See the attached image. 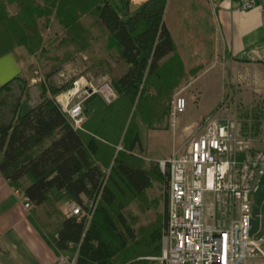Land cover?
<instances>
[{"label": "trees", "instance_id": "1", "mask_svg": "<svg viewBox=\"0 0 264 264\" xmlns=\"http://www.w3.org/2000/svg\"><path fill=\"white\" fill-rule=\"evenodd\" d=\"M113 1L0 0V55L20 45L35 53L42 42L40 19L55 16L74 57L97 38L94 25L83 22L90 15L109 55L116 51L117 61L128 65L123 75L112 77L116 98L88 118L83 129L75 128L56 99L69 83L42 84L35 105L29 104L27 87L25 101L17 97L7 110L10 119L4 118L5 94L15 82L23 90L26 82L15 77L0 88V170L11 186L38 208L67 200L88 209L86 201L98 200L91 221L64 215L50 228L38 214L30 216L58 255L77 253L75 264H148L147 257L162 254L168 195L164 215L139 229L125 212L131 203L143 206L151 184L139 155L145 147L142 127L167 129L177 88L201 69L185 67L165 22L168 0H146L134 10L132 1L124 0V12ZM15 3L18 12L10 14L7 7ZM104 64L114 71L108 60L99 66Z\"/></svg>", "mask_w": 264, "mask_h": 264}, {"label": "built area", "instance_id": "2", "mask_svg": "<svg viewBox=\"0 0 264 264\" xmlns=\"http://www.w3.org/2000/svg\"><path fill=\"white\" fill-rule=\"evenodd\" d=\"M240 2L247 11L260 8L259 0ZM261 8L264 10V0ZM89 76L72 80L71 72L60 73V82L72 77V85L56 99L77 129L84 128L87 100L97 93L110 100L115 97L110 84L95 85ZM227 96L202 119L197 131L161 161L169 194L158 257L162 264H264L263 213L259 230L250 233L254 200L264 173V150ZM186 108V97L178 95L172 111L174 124ZM22 201L28 209L36 208L25 195ZM97 203L86 201V209L71 201L68 216L91 221Z\"/></svg>", "mask_w": 264, "mask_h": 264}, {"label": "crops", "instance_id": "3", "mask_svg": "<svg viewBox=\"0 0 264 264\" xmlns=\"http://www.w3.org/2000/svg\"><path fill=\"white\" fill-rule=\"evenodd\" d=\"M144 1L146 0H132L131 6L136 8ZM259 5L260 8L247 11L242 9L240 0H168L165 22L173 35L185 67L189 70L201 66L189 84L197 92V96L190 92L192 100L196 97L198 100L201 99L207 83L206 77L212 71L218 70L221 75L222 88L218 102L202 117L213 111L226 97L231 84H235L237 88H249L256 94H264L262 0H259ZM86 51H88L85 55L86 60L90 57L96 60L95 63L98 65L108 60L114 68V75L117 73V64L121 63L125 67L123 72L117 74L118 76L123 75L128 69L126 63L109 59V50L100 38H96L80 53L85 54ZM27 54L32 57L27 47L20 45L0 55V88L15 77L28 80L30 88L35 86L37 79L29 76L28 64L31 61L27 59ZM216 59H219V64L216 63ZM72 72L76 74L75 69ZM109 73L106 75H110ZM115 98L116 92L112 100ZM40 100V95L39 97L30 95L29 104L35 105ZM110 101L101 94L92 102H86L84 108L86 120ZM176 122L171 123V126L175 127ZM198 124L199 122L186 125L183 131L187 133ZM164 130L166 129H152L148 136H154L156 140L157 133ZM23 195V190L12 187L0 170V264L75 263L77 253L67 255L71 252H65L58 255L37 230L30 219L32 211L22 201Z\"/></svg>", "mask_w": 264, "mask_h": 264}, {"label": "rangeland", "instance_id": "4", "mask_svg": "<svg viewBox=\"0 0 264 264\" xmlns=\"http://www.w3.org/2000/svg\"><path fill=\"white\" fill-rule=\"evenodd\" d=\"M113 2L121 12L125 11L123 3L124 0H114ZM7 8L10 14H16L18 12V6L16 3L9 4ZM132 9L134 10L135 8L132 7ZM95 20V17L90 15L83 18L84 23L94 25L93 31L97 38H100L102 31L99 25L95 23ZM39 24L42 34L41 47L37 49L35 53H31L32 57L30 54L26 55L27 59L31 61L28 64V71L30 73L29 76L36 78L37 82L35 83V86L30 88L28 86L29 81L24 79L26 86L23 90H20L19 82H15L12 85L11 92L9 94H5L9 99L8 105L6 103L4 107L5 119H10L11 115H7V110L9 111L14 107L17 97H19L22 103L25 101V90L27 87L30 91V95L39 97L42 84L49 86L52 82L58 86H62L66 83L72 85L71 78L73 77V80L81 75H90L93 79H95V85L103 86L110 84L113 87L111 78L113 76H118L117 74L123 72L125 68L121 65L120 61H117L119 57L116 51H113L110 55H108L109 59H113V61L120 63L116 66V75H114L113 72H108L107 65L104 64L99 66L95 63L96 60H93L90 57L86 60L85 55L88 54V51H86L85 54L76 53L74 54V57H70L74 53V48L73 46H68L64 43V39H66V31L63 29L56 17L52 16L49 20L42 17ZM97 44L101 46L100 43ZM219 62V59H216V63L219 64ZM73 69H75L76 74L72 72ZM64 71L71 72L72 77L68 80L69 82L61 83L60 73ZM106 73H109L110 75H106ZM49 74L52 75L50 79ZM193 76L196 75L190 74L182 85L177 88L173 97L171 112L168 118V128L157 133L158 139L155 140L154 136H148L150 130L152 129H149L144 125L142 127V136L145 147L144 151L139 155H141L145 160V168L150 174L151 184L146 190V201L143 203V206L141 207L140 203L134 202L131 203L125 210L131 223H133L137 229L157 221L162 215H164L166 197L168 195L169 198V194L168 175L161 169L162 159L169 157L175 149L179 148L188 139L192 133L198 130L202 119L206 117V115L203 117L202 115L206 114L218 102L219 93L222 88L221 75L219 74V71L214 70L206 77L207 83L205 84V90L200 100H198L199 98L197 97L195 100H192L190 97V92H194L195 96H197L196 89L189 86ZM228 88L229 90L226 96L229 95L231 98L230 102L232 109L239 112L238 114L246 121V123L251 125L253 134L257 139V146L264 150V94H256L253 90L251 92L249 88H237L235 84H231ZM10 95L12 96L10 97ZM100 95L101 93L95 94L93 98L87 101V103L92 102L94 99L100 97ZM178 95L186 97L187 108L184 112L177 116L176 125L175 127H172L171 123H173L172 111L174 100ZM217 106L214 110H216ZM196 122H199L198 126L190 129L187 133L183 131L184 126L195 124ZM148 146L150 150L148 149ZM70 203L71 201L67 200L59 202L52 201L43 207H36L31 211L32 213L39 215V219L43 224H50L49 226L52 228L62 216L68 215L70 212ZM262 213L264 214V203ZM261 236L264 237V230L261 233ZM74 253H67V255H75ZM159 256L147 257L148 264H162V262L158 259Z\"/></svg>", "mask_w": 264, "mask_h": 264}, {"label": "water", "instance_id": "5", "mask_svg": "<svg viewBox=\"0 0 264 264\" xmlns=\"http://www.w3.org/2000/svg\"><path fill=\"white\" fill-rule=\"evenodd\" d=\"M264 203V173L260 178V187L256 193L254 206H253V215L251 218L252 228L250 233H256L261 225V215H262V207Z\"/></svg>", "mask_w": 264, "mask_h": 264}]
</instances>
